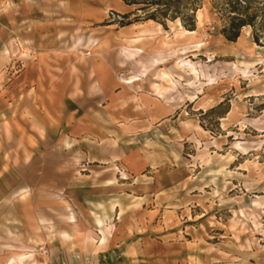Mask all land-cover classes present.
Here are the masks:
<instances>
[{
  "label": "rangeland",
  "instance_id": "374dc122",
  "mask_svg": "<svg viewBox=\"0 0 264 264\" xmlns=\"http://www.w3.org/2000/svg\"><path fill=\"white\" fill-rule=\"evenodd\" d=\"M49 1L57 73L67 65L76 70L99 63L116 66L124 83L149 74L152 89L137 90L160 96L168 89L162 100L180 106L169 117L177 131L171 126L173 135L156 130L129 137L121 130L113 144L89 142L85 156L79 143L62 147L58 129L64 122L48 121L46 108H37L45 116L40 122L25 110L23 154L9 151L0 160L7 162L0 167V264H264V47L254 41L252 27H244L237 41L225 38L228 0H135L126 12L130 23L153 12L160 19L191 14L202 4L195 33H186L179 21L182 30H176L168 20L166 29L178 31L182 42L169 40L168 53L155 58L139 49L135 60L127 34L116 44L120 49L98 48L113 28L125 26L117 0ZM0 10L3 23L22 17L14 29L32 32L30 1L0 0ZM20 40L19 59L0 57V84L35 59V42ZM130 65L141 73L129 76ZM47 91L40 89V104ZM87 100L88 108L95 107ZM12 101L8 109L15 111ZM146 147L177 154L179 181L168 193L157 184L144 187L128 168L135 157L127 155ZM108 178L114 193L98 185Z\"/></svg>",
  "mask_w": 264,
  "mask_h": 264
},
{
  "label": "crops",
  "instance_id": "0c3cea01",
  "mask_svg": "<svg viewBox=\"0 0 264 264\" xmlns=\"http://www.w3.org/2000/svg\"><path fill=\"white\" fill-rule=\"evenodd\" d=\"M27 1H30L31 10L26 20H31V24L34 26L28 35L14 29L13 24H23L22 17L16 18V21L10 26L8 22L3 23L1 16L4 14V10H0L1 58L5 59L8 55L11 60L19 59L20 38L22 41H34L36 44L33 62L29 63L15 79L0 84V160L9 151L17 153V156L23 154L25 143L23 115L26 110L31 115L32 121L40 122V120L45 119V116H40L39 113L41 106L46 108L51 116H48V121L53 119V121L64 122L58 129L60 137L63 138L62 147L70 150L79 143L80 151H83L85 156L88 154L87 145L89 142L100 146L113 144L114 136L119 135L121 130L123 136L129 137H141L145 134L143 131L151 132L153 135L156 130L165 136L175 134L170 128L172 122L169 123V117L171 118L174 111H177L180 106L174 107L171 104L173 102L162 100L168 89L164 90L160 96L155 92L151 96L147 93L148 91L140 92L139 89L137 90V87L152 89L153 79L149 77V74L136 77L128 81L127 84L123 82L124 78L119 75L120 71L116 66L99 63L91 68H77L76 70L73 65H67V67L64 66L62 74H58L57 70L60 67L53 63V56L56 51L54 45L55 32L54 28L50 27L56 21L55 10L49 0L44 2L41 0ZM116 5L123 14L130 11L131 5L123 0H117ZM178 21L181 23L179 19L172 22L176 23V30H182L178 28ZM115 25L114 23L110 26ZM183 28L185 27L183 26ZM197 29L189 31L195 33ZM164 30L168 31L170 35H164ZM176 30L174 29L175 34L172 35L162 23L153 19L132 22L129 25L119 26L118 29L113 28L112 33L105 37L98 48L111 44L112 49H120L121 46L116 44H120L118 42L123 40L122 36L127 34L125 38L128 46L126 48L129 52L134 53L135 60L140 55L137 52L139 49L142 50L141 54L144 53V50L145 52L148 49L151 50L148 54L155 58L166 54L169 40L175 43L182 42L183 38ZM171 31L173 30L171 29ZM6 47L10 48V54L5 51ZM64 51L62 50V54ZM2 69L3 67L0 68V73ZM129 69V76L141 73L139 65H130ZM40 89L48 90L44 95L46 98H42L44 101L41 104L39 103ZM57 89L58 92L55 91ZM89 97L91 98L90 104L95 105V107H87ZM12 100H15V111L8 109L9 104L14 103ZM105 106L122 111L105 114ZM44 115L46 114L44 113ZM102 121H109V125L105 126ZM113 121H117L119 124L114 125ZM9 124L11 126L10 131L8 129ZM172 128L177 131V127L172 126ZM161 129H164L165 133ZM9 137L11 141L7 140ZM146 148H143V152L141 149L140 151L136 149L132 152L133 154L127 155L129 161L135 157V163L129 165L128 168L136 175V179L143 181L144 187L147 188L149 183L153 186L157 184L161 192L168 193L165 189L179 181L176 173L179 172L180 167L173 162L177 154L174 155L172 151L169 154L168 149L167 151H159L160 154L163 152L165 155L162 158L156 149ZM0 167L7 168V162L2 163L1 161ZM145 172L151 175L148 176ZM144 176L150 180L144 179ZM98 185H101L102 191L115 192L113 191L115 184L112 178L102 180ZM21 190L16 189L14 194L16 196L21 194L24 197ZM169 191L172 190L169 189ZM117 210L118 206L115 211Z\"/></svg>",
  "mask_w": 264,
  "mask_h": 264
},
{
  "label": "trees",
  "instance_id": "16d2710c",
  "mask_svg": "<svg viewBox=\"0 0 264 264\" xmlns=\"http://www.w3.org/2000/svg\"><path fill=\"white\" fill-rule=\"evenodd\" d=\"M129 5L138 3L135 0H123ZM256 0H228V22L224 25L221 32L225 38L229 41H237L241 36V31L246 26H251L253 31L254 41L264 47V0L257 5L254 4ZM200 2V0H199ZM202 8V4H196L192 9V13L188 14L184 11L176 13L174 16H170L167 13L165 18L160 19L155 12L148 14L146 17L136 16L134 21L153 19L162 23L167 27V21H175L179 19L182 25L188 30L197 29L196 13ZM129 13L122 14V19L119 20L121 25L130 23V20L125 21L128 18ZM169 18V19H168Z\"/></svg>",
  "mask_w": 264,
  "mask_h": 264
},
{
  "label": "bare ground",
  "instance_id": "6f19581e",
  "mask_svg": "<svg viewBox=\"0 0 264 264\" xmlns=\"http://www.w3.org/2000/svg\"><path fill=\"white\" fill-rule=\"evenodd\" d=\"M186 33H192V32H190V31L186 30Z\"/></svg>",
  "mask_w": 264,
  "mask_h": 264
}]
</instances>
